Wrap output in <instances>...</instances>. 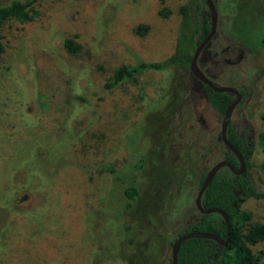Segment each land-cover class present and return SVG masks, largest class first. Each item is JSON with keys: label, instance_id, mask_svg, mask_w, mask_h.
Instances as JSON below:
<instances>
[{"label": "rangeland", "instance_id": "rangeland-1", "mask_svg": "<svg viewBox=\"0 0 264 264\" xmlns=\"http://www.w3.org/2000/svg\"><path fill=\"white\" fill-rule=\"evenodd\" d=\"M12 1L0 0V7ZM192 3L35 5L37 15L0 73V264H132L140 257L170 264L171 241L200 215L195 197L203 177L223 160L222 116L189 67L146 73L148 95L141 91L135 111H122L116 101L107 104L115 109L103 110L98 99L117 68L173 54L179 9ZM214 3L215 35L198 65L215 85L244 92L230 124L253 142L250 173L264 193V0ZM245 3L258 14L248 28L239 19L235 39L231 24ZM67 40L78 46L76 53L66 50ZM36 63L67 77V98L40 89ZM45 114L52 117L48 127ZM130 185L138 196L126 209ZM242 209L248 225L264 223V201L249 199Z\"/></svg>", "mask_w": 264, "mask_h": 264}, {"label": "trees", "instance_id": "trees-1", "mask_svg": "<svg viewBox=\"0 0 264 264\" xmlns=\"http://www.w3.org/2000/svg\"><path fill=\"white\" fill-rule=\"evenodd\" d=\"M40 1L42 0H14L9 5L0 7V73L1 68L5 66L7 68L12 61V50L18 38L25 32L26 25L37 15L34 7ZM250 8L246 3L238 6V12L233 17L230 28L235 39L238 38L236 24L240 22L239 19L241 20L243 16L242 28H248L250 18L258 14ZM179 12L181 20L173 54L162 62H139L134 66H121L114 70L111 79L103 84L102 96L98 99L103 110L116 108L112 102L113 106H108L109 101H116V105H119L117 108L122 111L140 109V102L144 99L141 91L143 90L145 96L148 95V88L144 82L146 73H162L170 68L189 67L196 47L210 31V17L205 2L203 6L198 0H193L192 4L182 5ZM260 43L261 47H264V38ZM64 47L71 54L78 51V46L72 40L65 41ZM35 69L37 83L47 96L52 97L57 94L64 98L69 96L71 90L67 77L50 65L36 63ZM196 81L210 107L219 116H223L234 95L215 92L207 85ZM43 118L42 122L47 127L50 126L51 114H45ZM227 138L242 155L246 170L243 174L235 175L227 167L221 168L205 189L201 204L205 209L219 208L228 215L231 223L229 241L222 247L210 239L185 240L179 248L177 264H264V223L248 225L250 215L242 209V205L249 199L264 201V193L258 189L250 173L253 142L250 138H239L231 125L227 128ZM223 160L228 161L236 170L240 167L237 157L226 147ZM124 194L127 200L126 209H130L137 199L138 190L130 185L125 189ZM183 227H185L184 232L171 241V246L178 237L191 232L213 233L223 241L226 237L225 221L217 213L200 214L195 222ZM258 244L263 245V248L254 253L252 247ZM132 264L147 263L140 257Z\"/></svg>", "mask_w": 264, "mask_h": 264}, {"label": "water", "instance_id": "water-1", "mask_svg": "<svg viewBox=\"0 0 264 264\" xmlns=\"http://www.w3.org/2000/svg\"><path fill=\"white\" fill-rule=\"evenodd\" d=\"M205 6L208 10L209 17H210V31L205 36V38L200 42V44L196 47L192 55L191 62L189 64V70H190L191 75L195 79L207 85L211 90L218 92V93H231L235 96V99L228 105L223 115L222 122H221V128H220V138H221L223 145L237 157L240 167L238 170H236L232 167V165L228 161H225V160L218 161L210 168V170L204 176L202 183L195 197V206L201 215H210V214L217 213L221 215V217L224 219L225 224H226L225 240L223 241L217 235L213 233H208V232H191V233L184 234L178 237L172 244L170 264H177L178 251H179L181 244L185 240L194 239V238L210 239V240L215 241L222 247L227 245L229 241L230 229H231V223H230V219L228 215L219 208H209V209L203 208L201 204V198H202V195L205 189L209 186V184L211 183V181L213 180V178L215 177V175L221 168L227 167L235 175L243 174L246 170V165H245L242 155L236 149V147L233 146L229 142L227 138V128L231 120L232 112L234 108L237 106V104L240 102L241 94L234 87L215 85L198 66V62H197L198 57L201 51L203 50V48L211 41V39L215 35L216 26H217V9H216L214 0H205Z\"/></svg>", "mask_w": 264, "mask_h": 264}, {"label": "flooded vegetation", "instance_id": "flooded-vegetation-1", "mask_svg": "<svg viewBox=\"0 0 264 264\" xmlns=\"http://www.w3.org/2000/svg\"><path fill=\"white\" fill-rule=\"evenodd\" d=\"M197 62H198V60H197ZM199 66V65H198ZM200 68V67H199ZM201 69V68H200ZM202 70V69H201ZM203 71V70H202ZM204 72V71H203ZM204 74H205V72H204ZM206 75V74H205ZM193 77V76H192ZM209 79H210V77L209 76H207ZM193 79L195 80V78L193 77ZM197 80V79H196ZM195 80V81H196ZM211 80V79H210ZM197 82V81H196ZM200 82V81H199ZM198 84V83H197ZM199 85V84H198ZM200 87V86H199ZM201 89V88H200ZM238 90V89H237ZM239 91V90H238ZM243 91V90H242ZM240 92V91H239ZM240 94H241V100H240V102L237 104V105H239V104H241L242 103V101H243V95H244V92L243 93H241L240 92ZM234 99H235V96H234ZM233 99V100H234ZM235 109V108H234ZM233 113V112H232ZM232 117V116H231ZM222 118H223V116H222ZM230 122H231V120H230ZM229 125H231L230 123H229ZM228 125V126H229ZM232 126V125H231ZM220 140H221V138H220ZM222 142V141H221ZM223 144V143H222ZM224 146V145H223ZM224 148H225V146H224ZM206 175V174H205ZM204 178V177H203ZM202 183V182H201ZM201 185V184H200Z\"/></svg>", "mask_w": 264, "mask_h": 264}]
</instances>
